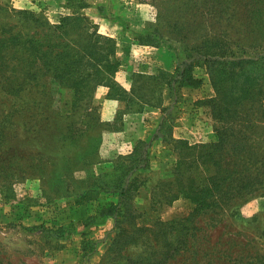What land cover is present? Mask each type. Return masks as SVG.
<instances>
[{"label": "rangeland", "instance_id": "374dc122", "mask_svg": "<svg viewBox=\"0 0 264 264\" xmlns=\"http://www.w3.org/2000/svg\"><path fill=\"white\" fill-rule=\"evenodd\" d=\"M248 5L247 0H0V74L17 56L28 68L18 88L26 81L30 88L18 102L26 108L42 105L44 112L40 120L6 123L0 136V264H139L144 244L133 227L127 224L125 234L116 237L113 220L98 216L117 198L111 189L98 192L108 183L100 177L110 174L113 161L128 155L138 140H149L147 174L160 178L161 191L140 189L134 201L142 213L144 201L162 199L168 187L176 161L172 147L162 142L169 131L192 145L217 141L209 109L201 104L214 96L205 68H194V77L202 81L194 88L174 82L175 68L186 50L204 40L247 47ZM20 10L34 12L39 20L23 19ZM73 16L82 19L70 22ZM86 19L113 42L98 41L100 61L94 67L86 62L91 45ZM34 31L39 52L45 54L36 64L29 62L33 53L26 42ZM143 35L148 44L138 41ZM259 44L263 50L264 39ZM113 63L114 71L109 70ZM160 106L170 108L161 112ZM163 117L165 127L157 131ZM261 130L236 138L238 145L253 146L251 151L221 161L228 164L227 182L243 185L221 195L225 205L190 217L194 202L187 194L143 211L140 225L162 224L148 233L153 250L164 243V251L169 241L179 240V254L166 264H264ZM190 171L182 166L183 180ZM220 175L219 164L197 172L201 184ZM92 245L91 254L82 251Z\"/></svg>", "mask_w": 264, "mask_h": 264}, {"label": "trees", "instance_id": "16d2710c", "mask_svg": "<svg viewBox=\"0 0 264 264\" xmlns=\"http://www.w3.org/2000/svg\"><path fill=\"white\" fill-rule=\"evenodd\" d=\"M247 3L249 8H247L245 24L247 35L251 37V42L247 47L233 46L224 39L204 40L194 48L186 50L188 54L185 56V60L175 68L174 82L179 87L193 88L199 87L202 82L201 79L194 77V68H205L214 96L203 100L201 104L209 109V115L215 124L214 131L217 134V141L192 145L187 140L172 138L171 131H169L171 127L166 126L167 129L169 128V132L166 138H162V142L164 140L172 147L176 161L171 168V176L166 182L168 187L162 190L163 200L152 198L149 202L144 201L145 208L142 213L147 209L155 211L161 205L170 204L179 196L190 194L193 197L194 208L189 216L196 217L206 210H212L218 204L225 205L226 199L222 201L221 195L232 193L231 190L238 188L243 189V185L233 186L227 182L229 178L228 164H222L221 161L225 156L234 157V154L238 153L237 151H251L254 148L246 144L238 145L237 139L244 138L246 134H253V130L257 128L262 129L263 134H261L264 136V49L261 50L259 44L264 39V0H247ZM81 7H88V5L85 6L84 4ZM18 14L22 15L23 19L33 17L35 21L39 20L36 14L29 10H20ZM81 19L79 16H73L70 22ZM65 20L68 21L69 17ZM61 23H64V18H62ZM86 30H90L89 41L91 43L90 47L86 48V62L94 67L96 61L99 60L95 56L98 41L107 40L112 44L113 42L108 38L99 36L94 26L87 19ZM28 39L26 42L30 43V49L33 53L29 62L36 64L41 60V55L45 56V54L39 52L40 46L36 38V31ZM144 39V35L138 37L141 44H148L150 39L146 37V41L143 43ZM20 44L21 40H18L14 46L17 47ZM109 51L113 54L112 49L109 48ZM13 57L7 61L6 67L9 68L1 70L0 74V83H3L0 87V110L4 111V114H0V136L6 132V123L14 124L23 117L28 119L38 117L37 120H40L41 114L44 113L42 105L31 104L26 108L18 102L30 90L28 81L23 88L20 90L18 88L19 82L26 76L28 68L15 58L17 56ZM82 59L81 56L78 61ZM42 63L43 66L46 64L45 58ZM113 64L109 70H115L117 64ZM33 75L28 76L30 78ZM169 108L162 107L160 111L164 112ZM38 110H42V112ZM165 121L167 119L165 120L164 117L159 120L157 131L165 127ZM154 138L155 136L152 139ZM231 139L233 140L232 143ZM150 146L149 140H138L128 155L117 157L113 161L110 174L101 175L100 178L107 179L108 183L103 188L100 186L98 192H109L111 189L117 198L116 202L104 205L98 212V216L113 220V228L118 231L116 237L125 234L127 224L133 227L132 233H137L140 237V243L144 244L143 252L145 255L143 253L139 264L146 262L147 264H166L174 257V254H179V240L175 239L174 243L169 241L170 244L164 251L162 249L165 247L164 243L159 249L153 250L148 243L150 239L148 233L154 226H162V224L158 220H154L152 223L146 221L140 225L137 220L144 219L141 213L142 206L134 201V198L139 195L140 189H148L153 194L161 191L160 178L157 176L149 177L147 174L150 169ZM185 164L191 168L187 181L186 179L183 180L181 176L182 166ZM213 164H219L223 175L208 178L207 183L201 184L197 177L198 169ZM149 181L153 182V187H149ZM87 192L86 194L92 192V188L88 189ZM217 193L219 197L214 199L213 197H216ZM141 233L143 235L140 236ZM127 236L129 235L127 234ZM175 242H177L176 245H174ZM88 243L86 242V245ZM171 247L172 249L168 251ZM85 249L88 254L94 251L93 245L88 249L87 246L86 248L83 247L82 251ZM155 254L159 255L156 257Z\"/></svg>", "mask_w": 264, "mask_h": 264}]
</instances>
